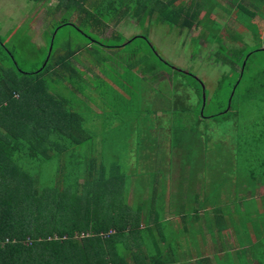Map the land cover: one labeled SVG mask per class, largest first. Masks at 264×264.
I'll return each instance as SVG.
<instances>
[{"label": "trees", "instance_id": "obj_1", "mask_svg": "<svg viewBox=\"0 0 264 264\" xmlns=\"http://www.w3.org/2000/svg\"><path fill=\"white\" fill-rule=\"evenodd\" d=\"M31 1L44 3L48 0ZM168 1H161L160 13H165V17L173 21V26L177 18L172 19L168 13L170 9L166 8L171 6V10L182 18L181 27L187 30L207 15L214 17L213 7L222 8L216 0H211L209 8L205 0H191L178 7H173L174 0ZM262 2L261 6L264 0ZM141 8L140 0H57L50 10L59 12L58 19H61L51 22L49 37H43L41 46L46 50L48 46L51 48L43 56L42 65L31 70H24L18 64L0 36V264H251L250 258L257 264H264V217L261 228L259 224L254 227L252 217H257L255 212H250L248 221L257 230L254 231L257 239L252 241L251 231L240 226L245 241L237 229L232 232L236 247H242L240 250L230 252L225 243L217 239L213 240L210 255L205 246H199L196 234L203 236L206 228L211 237H221L227 226L235 228L234 215H241L238 206L232 203L229 206L228 201L227 217L222 214L220 206H213V210L204 211L201 216L203 200L211 203L216 196L202 192L200 186L193 196L192 189L195 188L186 190L183 206H173L181 219L179 227L166 220L162 210L164 198L172 192L167 188V179L170 177L171 186H174L173 178L177 177L178 181L183 175L177 158L198 150L202 140L197 128L202 119L224 118L231 114L236 88L251 70L250 63L255 54L264 52V43H258L251 50L234 48L230 51L228 43H220L231 54L232 59H226L231 62V73H236L238 79L229 108L206 115V100L203 104L199 85L195 87L199 97L195 104L184 103L188 92H182V97L174 95L173 108L180 112L194 109L197 113L194 117L191 113L178 120L179 111L175 109V119L168 126L166 138L165 134L160 136L153 131L160 125L156 117L151 122L152 119L142 114L143 126L136 124L135 128L132 122L122 119L126 108L119 109V113L112 109L106 118L100 89L98 85H90V77L87 78L88 73L94 76V65L118 69L123 67L124 59H127V70L133 76L125 81L128 83L125 85L130 86L133 79L138 83L144 73L151 74V78H155L158 72L167 74L156 71V64L146 54L136 58L140 54L138 48H129V42L143 34L129 36L124 44L115 41L116 36H122L121 32L109 30L108 37L103 35L110 26L115 28L120 24V15L136 14ZM202 9L205 13L199 19ZM214 24L222 27L217 21ZM65 25L75 29L79 38L74 47L55 51L56 33ZM227 33L229 36L232 33L230 28ZM143 37L149 41L147 36ZM148 44L152 52L150 56L163 63L164 59L153 53V45ZM21 47L19 50H23ZM123 47L129 48L130 52ZM79 48L91 49L88 60L92 66L79 62L85 67L82 68L70 61ZM119 48L125 52L121 53ZM105 53L115 54V58L109 59L112 57ZM68 68L81 71L73 74L75 72ZM174 70L182 76H192L190 71L184 73L176 67ZM95 74L98 76L97 72ZM122 82H117V86L123 88ZM181 85L175 83L173 93ZM261 88H264V82L255 80L249 96L254 97ZM118 114L121 115L118 117ZM252 128L253 141L238 145L236 153L242 150L244 155L236 154L233 167L236 170H232V166L230 169L225 167L226 174L233 173L241 184L247 183L248 178L261 177L264 180V141L258 144L264 135V121H254ZM165 138L171 147L167 151L162 144ZM131 140H134L133 150L130 149ZM172 141H175L173 147ZM121 144L124 149L118 148ZM199 155L190 159V170H195ZM51 165L54 167L49 170ZM210 165L218 172L207 175L211 178L223 175L222 165ZM50 172L52 174L48 175ZM174 174L176 176L172 177ZM131 186L133 197L129 204ZM235 191L233 196L239 198ZM195 199L199 206H193ZM215 199L221 203L219 197ZM246 200L240 197L242 203ZM154 202L156 206H152ZM241 207L247 213L250 211L248 206ZM208 213L214 222L200 221ZM246 225L245 222L243 226Z\"/></svg>", "mask_w": 264, "mask_h": 264}, {"label": "rangeland", "instance_id": "obj_2", "mask_svg": "<svg viewBox=\"0 0 264 264\" xmlns=\"http://www.w3.org/2000/svg\"><path fill=\"white\" fill-rule=\"evenodd\" d=\"M140 1L143 9L141 8L136 11V14L130 12L124 17H121L123 14L120 15V24L115 28L110 26L104 31L103 35L104 37H108L110 35L109 30H111V32H121L122 36H116L117 40H115L116 42L122 41L121 44H124L127 38L133 34H143L144 36H147L150 42L146 41L142 35V37L135 38L133 41L129 42V48H132L133 46H135L136 49L138 48L137 50L140 54H138L136 58H138L139 55L144 56L143 54H146L147 58L156 64V71L160 70L167 74L164 75L158 72L156 73L157 75L155 78H151V74L144 73L138 83L133 79L130 82V86L125 85L128 84L125 81H129L133 76L130 71L127 70L129 68L127 59H124L123 67H119L118 69L112 67L107 68L104 65H94V76L93 74L88 73L87 78L90 77L88 79L90 85L95 87L98 85L100 89L103 96L101 103L102 107L105 108L106 118L112 113V109H117L116 111L119 113V109L126 108L127 111L122 115V119L129 121L130 123L132 122V127L135 128L136 124L139 127L143 126V124H141L142 114H145L147 115V118L152 119L151 122L153 121V118L156 117L157 123L160 125L159 127L153 128V131H156V134L159 133L160 136L165 134L167 138V131H169L168 126L172 123V119H175L173 113L176 112L175 109L178 110L172 106L174 95L182 97V92H188V98L184 99V103L189 105L195 104L199 102L195 87L203 84L206 96V104L204 108V113L206 115L224 110V108L227 107L231 92L238 79L236 73H231V62H229L228 59L231 60L232 56L228 50L220 45V43L224 44V41L228 43L230 45L229 51L234 48L251 50L259 43V41L255 40L257 37H255L253 33L258 30L260 35L263 34L264 21L257 19L256 24L258 27L256 28L255 25L251 24L249 27L250 31L243 26L234 27L233 25H230L228 21L227 24H224L227 20L226 18H229V15L231 14V9L225 10L223 8V5L228 6V4H226L228 0H218L222 4V8H219V6L214 7L215 12H213V15L216 19L211 15H207V17H204L200 23L187 30L186 28L181 27L180 24L182 23V18L175 11L171 10V6L168 5L166 8L170 9L168 13L172 19L177 18V20L174 21L173 26V21L167 19L165 13H160L162 9L160 3L162 0ZM189 1L190 0H177L173 3V7L186 5ZM56 2L57 0H48L44 3H33L31 0H0L1 39L13 52L18 64L24 70H31L41 66L45 59L43 56H46L48 49L50 50L51 48L48 46L46 50L45 47L42 48L41 46L44 44L43 37H49L51 24L53 21L55 23L60 17L58 15L59 12L52 13L50 10ZM237 15H239V13H237ZM138 16H141V18L139 19ZM242 17L245 18L244 16ZM215 21L219 22L222 27H217L214 24ZM247 21H244V23H247ZM228 27H230V31L232 32L230 36L227 33V30H229ZM212 31H214V33ZM14 33H16V35ZM77 34V31L68 25L60 27L55 36L53 49L58 51L74 47L79 38ZM21 38L23 39L20 40ZM242 39H247V43L244 44L240 42ZM12 42H14V44H12ZM31 43L34 45V48L31 47ZM148 43L153 45V53L160 55L164 59V62L166 61L170 65L165 64L164 62L162 63L159 60H156L153 56H150L152 52L150 44ZM20 45H22L21 48H23V50H19ZM129 48L123 47V49L130 52ZM41 49L42 52H39ZM118 50L121 53L125 52L120 48ZM90 51L91 49H80L70 61L72 63L75 62V65L82 68L85 67L81 63L79 64V62H84L92 66L88 60ZM105 54L112 57L109 59L115 58V54ZM254 58L253 62L250 63L251 70L246 72L245 79H242L236 88L232 100L231 114L224 118L218 116L215 119H202L197 128L200 132V139L202 140L199 144L198 150H195L193 154L186 153L177 158L179 161V170H183V175L179 177L175 186L180 189V194L176 193V196L179 199L178 202L180 201L181 196L184 197L186 195V190L189 191L196 186L195 190L192 189L193 196L198 192V188L201 186L203 187L202 192L213 197H219L221 203H217L215 197L211 199V204L214 206H220L222 214L226 215L224 217H227L228 215V205L226 204L225 206V203L228 201H231L232 205L238 206V209L240 210V217L234 215L236 227L231 228L227 226V228H225V230L223 229L224 231L221 232V237H217V235L211 237L206 228L204 229L205 233L203 236L196 234L199 246H203L202 248L205 246L207 253L210 255L213 252V242L217 239H220V241L222 240L230 252H233L235 249L240 250L242 247H236L235 240L233 239L234 237L232 236V232L237 229L239 231V236H242V240H244V235L241 234L240 226L242 228L245 227L248 232L251 231L249 233L252 241L257 239L254 233V231L257 230L253 228L258 224V227L261 228V219L264 217V197L253 199L241 196L243 195L242 188H245L246 195L248 191L256 193L257 184L260 182V185L264 187V180H262L261 177L248 178L247 183H243V185L233 173L228 172L229 174H226L225 170V167L230 169V166H232V170H236L233 168L237 161L236 154L240 157H243L244 155L241 153L242 150H240L239 153H236L238 145L243 143L242 146H244L247 141H253V135L250 134V132L254 130L252 124L254 121H264V88H261L259 93H255L254 97L249 96L251 93L250 89L255 80L260 81L261 83L264 82V52H257ZM175 67L190 71L192 76H182L181 74L176 73L174 70ZM69 70L74 71L75 73L73 74H77L81 71H77L76 69ZM96 72L98 73V76H96ZM120 81H123L121 83L122 86L125 85L123 88L117 86V82ZM180 82L183 83V85H181ZM175 83H178L181 86H179L173 93V85H175ZM125 87L127 88L125 89ZM112 91H116L115 93L117 96ZM139 98H142V100ZM163 110L169 111L164 112ZM177 113L179 114L178 117H176L179 120L180 117L187 118L191 113H193L191 114V117H194L197 112L194 109H188L185 111L181 110V112L179 111ZM120 115L121 114H118V117ZM151 122H149V124ZM166 138L162 139V144L167 151L168 147H171ZM263 141L264 135H262L258 144H261ZM174 143L175 141H172V147L175 145ZM133 144L134 140H131V150L134 149ZM118 148L124 149L122 144L118 146ZM107 152L110 153V149H108ZM204 152L205 154L201 155V153ZM198 153L201 155H199L200 160L195 163V170L192 171L190 170L192 166H190L189 162L190 159L197 156ZM176 156L178 155H175V157ZM110 157L114 158V155H110ZM216 163L223 166V171H221L223 175H215L212 178H216L212 180L207 174L209 172L213 174L218 172V169L212 170L210 165ZM181 164L184 165L182 166ZM53 167L54 165H51L48 169L51 170ZM239 170L241 169H237V171ZM203 173H205V176ZM49 174L52 173L50 172L48 175ZM190 177L192 179H189ZM46 180H48V178ZM188 183L192 184L193 187H189L187 185ZM252 183L257 184L252 185ZM235 190L237 191L238 197L240 196L247 199L246 202L242 203L240 197L237 198L233 196ZM130 192L128 198L129 204L133 197L132 186ZM167 201L169 202L170 200L167 198L166 204L168 203ZM166 204L162 205V210L165 212V219L173 221L175 226L179 227L181 221L175 216V208L169 206L167 209ZM152 206H156L155 202ZM178 206H180V203H178ZM241 206H248L250 211L247 213V210ZM231 209H233V207H231ZM250 212H255V214H257V217H252V220H255L253 221L255 224L254 227L253 224H250V221H248L251 217ZM212 214L215 213L212 212ZM209 220H212V223L214 222L212 215ZM245 222L247 225L243 226ZM160 228H162V226H160ZM192 262L193 261H191V263ZM250 263L257 264L256 261L251 258Z\"/></svg>", "mask_w": 264, "mask_h": 264}, {"label": "crops", "instance_id": "obj_3", "mask_svg": "<svg viewBox=\"0 0 264 264\" xmlns=\"http://www.w3.org/2000/svg\"><path fill=\"white\" fill-rule=\"evenodd\" d=\"M176 1L177 0H174L173 3H175ZM205 1H206L205 3L207 4V8H209V6L211 4V0H205ZM216 1H218V0H216ZM162 2L163 3H168L169 1L168 0H162ZM189 2H191V0ZM218 2L220 3V1H218ZM262 3H263L262 0H228L226 2V4H228V6L227 5H223V8L225 10L231 9V14L229 15V18H226L227 20L225 21L226 23L224 22V24H227L229 22L230 25H233L234 27L235 26L236 27H238V26L242 27L243 26L245 28H248L249 31H250L249 27H250L251 24L255 25L256 28H257L258 27V25L256 24L257 19H260L261 21H264V5H262V6L260 5ZM202 12L204 14V9H202L201 14L199 16V19H202V17L204 16L202 14ZM213 12H215L214 7L212 8V13ZM237 13H239V15H237ZM242 16H244L245 18H243ZM213 18L216 19L215 16ZM244 21L245 22L247 21V23H244ZM251 22H254V23H251ZM263 27H264V25H263ZM228 28H230V27H228ZM253 34L255 35V37H257L255 39L256 41H259L260 44L264 43V32H263V34L260 35L258 30H256ZM247 41H248L247 39H243L240 42L246 44ZM261 47H263V46H261ZM175 176H176V174L172 175V177H175ZM169 178L167 179V188H168L169 191L172 190V192L168 193V196L166 195V197L164 198V204H166L167 198L170 200L169 202L167 201L168 202L166 204L167 209L169 208V206H172V207L173 206H178V203L175 204V201L178 202V200H179L177 198V196H176V193L180 194V189L175 187L176 186V182H177L176 181L177 177L173 178V179H175L174 186H171ZM195 189H196V186H195ZM241 190H243L242 191L243 195H241V196H245V197L253 198V199H258V198H263L264 197V195H263L264 187L260 185V182L257 185L256 193H251L250 191H248L247 195H246L245 194V191H246L245 188H242ZM185 196L184 197L181 196V199L179 201L180 206H183ZM201 200H202V198L200 196V201ZM203 203L204 204H202V206H204V207H203V209L200 210L201 216L204 215V213H203L204 211H206V213H207L209 210H213V206H214V205H211L210 202L206 203V201H204V200H203ZM229 203H230L229 204V206H230L231 202L229 201ZM199 205H200L199 201L195 199V203L193 204V206H199ZM175 216L179 220H181L178 215L175 214ZM210 217L211 216L208 213V215L202 217L200 219V221L201 220L204 221L205 219L209 220Z\"/></svg>", "mask_w": 264, "mask_h": 264}, {"label": "water", "instance_id": "obj_4", "mask_svg": "<svg viewBox=\"0 0 264 264\" xmlns=\"http://www.w3.org/2000/svg\"><path fill=\"white\" fill-rule=\"evenodd\" d=\"M179 71H183L184 73H187V71L185 70H182L181 68H178ZM233 91H234V88L232 90V93L231 95L233 94ZM231 95H230V98L228 100V104H227V108L225 109V111L229 108L230 106V102H231ZM201 97H202V100H203V104L205 103V100H206V96H205V90H204V85L202 84L201 85Z\"/></svg>", "mask_w": 264, "mask_h": 264}]
</instances>
